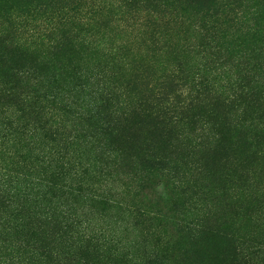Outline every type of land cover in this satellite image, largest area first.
I'll return each mask as SVG.
<instances>
[{
    "label": "trees",
    "instance_id": "16d2710c",
    "mask_svg": "<svg viewBox=\"0 0 264 264\" xmlns=\"http://www.w3.org/2000/svg\"><path fill=\"white\" fill-rule=\"evenodd\" d=\"M263 14L0 0V264H264Z\"/></svg>",
    "mask_w": 264,
    "mask_h": 264
},
{
    "label": "rangeland",
    "instance_id": "374dc122",
    "mask_svg": "<svg viewBox=\"0 0 264 264\" xmlns=\"http://www.w3.org/2000/svg\"><path fill=\"white\" fill-rule=\"evenodd\" d=\"M97 1H101V2H104V0H97ZM263 17H264V14H263ZM172 40H171V42L172 43H175L176 44V42L179 44V50H176V52L174 53L173 52V55H172V57H171V59L173 58V57H175V59H174V62L175 63H178V62H180V61H183V62H185V64H189V65H193V62L191 61V55H189L188 54V52L186 51V49H183V48H181L180 47V44L183 42V41H186V39H187V36H189L190 37V35L192 34L190 31H188V30H186V27H181V28H174L173 29V31H172ZM186 48V47H185ZM166 52H170V51H168V50H166V51H164V54L166 53ZM172 52H170V54H171ZM176 59H178L177 61H176ZM219 155H217V158L215 159V160H210V164H212V163H216L217 161H222V160H224V157H225V153H224V151L223 152H219L218 153ZM233 155V154H232ZM232 155H228V157L230 158ZM231 159V158H230ZM235 161L236 160H231V164L229 165V167L231 168L232 166H234L235 165ZM247 163V162H246ZM246 164H244V166H245ZM244 166H240V168H241V170L242 169H244ZM247 168V169H246ZM246 168H245V172H246V170H249V167L248 166H246ZM212 171L211 172H213V173H216L217 175H221L222 176V174L220 173V172H218V171H216V170H214L213 168L211 169ZM217 181H219L218 179H217ZM163 192V190L162 189H160V188H157V189H153V188H151L150 190H148V192L146 193V195H145V201H147V202H150L152 205H155V204H157L158 206L159 205H162V202L163 201H161L160 200V196H161V193ZM233 193H230V195H232ZM234 212V210H233V205H231V206H223L222 207V210H221V215L222 216H224V217H227V219L229 220L230 219V217H231V214Z\"/></svg>",
    "mask_w": 264,
    "mask_h": 264
}]
</instances>
